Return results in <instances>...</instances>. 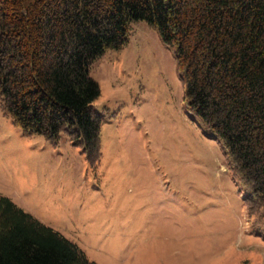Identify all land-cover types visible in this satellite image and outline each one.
<instances>
[{"label":"rangeland","instance_id":"obj_1","mask_svg":"<svg viewBox=\"0 0 264 264\" xmlns=\"http://www.w3.org/2000/svg\"><path fill=\"white\" fill-rule=\"evenodd\" d=\"M130 24L89 66L105 113L97 163L65 131L22 135L0 111V194L99 264H264V215L191 116L173 50Z\"/></svg>","mask_w":264,"mask_h":264},{"label":"trees","instance_id":"obj_2","mask_svg":"<svg viewBox=\"0 0 264 264\" xmlns=\"http://www.w3.org/2000/svg\"><path fill=\"white\" fill-rule=\"evenodd\" d=\"M144 20L174 52L191 116L264 215V0H0V111L22 135L65 131L89 164L104 110L91 62ZM0 264H99L0 194Z\"/></svg>","mask_w":264,"mask_h":264}]
</instances>
